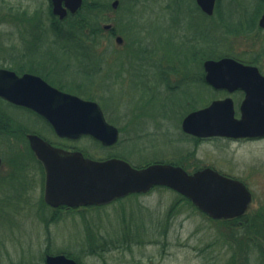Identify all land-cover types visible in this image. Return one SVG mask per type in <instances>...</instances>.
Listing matches in <instances>:
<instances>
[{"label":"rangeland","instance_id":"374dc122","mask_svg":"<svg viewBox=\"0 0 264 264\" xmlns=\"http://www.w3.org/2000/svg\"><path fill=\"white\" fill-rule=\"evenodd\" d=\"M85 1L90 5L95 0ZM114 1H99L106 7L99 15L102 30L97 41H85L86 48L54 32L47 17L50 0L0 2V68L19 67L21 60L31 63L60 56V64H70L60 72L82 81V93L98 99L108 122L121 131L120 142L114 147H104L91 137L59 141L36 116L0 101V116L14 123L4 124L0 118V130L7 127L13 133L10 138L0 134L4 161L0 264H45L46 254L60 253L80 264H227L235 251L225 246L215 222L189 203L180 202L170 215L181 196L167 188L131 195L108 206L52 210L44 202V175L28 141L18 134L14 137L20 130L17 125L95 160L119 157L135 167L178 164L190 174L211 168L248 187L253 199L244 216L264 207V140L233 142L219 138L198 142L185 135L182 123L191 111L226 95L210 87L181 85V74L172 77L170 84L177 82L173 90L166 69L169 60H174L181 70L199 71V63L191 69L189 62L184 65L181 60L195 52L186 43L188 34L201 35L208 54L217 59L224 55L245 62L258 59L264 70V32L244 29L261 9V2L220 0L215 17L200 21L189 19L196 0H119V7L113 9ZM8 7L14 11L10 13ZM172 10L181 18L176 27L170 19ZM25 12L32 20L24 19ZM240 22L244 26L239 27ZM110 24L124 39L123 45L110 40V33L104 30ZM142 26L144 48L139 43ZM231 29L232 34L228 32ZM107 55L113 58L105 65ZM142 55L147 60L159 55L161 61L144 65L139 62ZM98 66H103L99 73L95 70ZM251 251V256L241 254L239 262L247 258L248 264H259L257 251Z\"/></svg>","mask_w":264,"mask_h":264},{"label":"water","instance_id":"95a60500","mask_svg":"<svg viewBox=\"0 0 264 264\" xmlns=\"http://www.w3.org/2000/svg\"><path fill=\"white\" fill-rule=\"evenodd\" d=\"M197 1L205 12L213 14L217 0ZM52 3L54 14L64 19L68 12H78L83 0H52ZM260 26L264 29V15ZM205 70L208 83L215 89L246 93L239 109L240 117H236L232 98L214 101L189 114L183 120V132L203 139L264 138V76L259 69L222 58L206 61ZM0 98L44 117L61 139L91 137L106 147L119 142V129L107 122L98 103L59 91L40 77L19 76L0 69ZM28 139L31 149L45 165V201L52 207L102 206L129 195L149 193L155 187L179 193L214 220L240 218L252 204V193L242 181L211 168L192 174L180 166L162 163L135 168L119 158L101 161L87 158L80 151L55 147L37 135ZM1 163L0 158V168ZM47 264L77 263L58 255L48 256Z\"/></svg>","mask_w":264,"mask_h":264},{"label":"flooded vegetation","instance_id":"af4514ba","mask_svg":"<svg viewBox=\"0 0 264 264\" xmlns=\"http://www.w3.org/2000/svg\"><path fill=\"white\" fill-rule=\"evenodd\" d=\"M259 1L261 2V6L262 7L259 10V12L257 11L253 15V18H252L251 22L246 23V26H244L241 22L238 23L239 27L243 25L244 29L247 30L248 32H251V30L252 31L261 30L262 32H264V29H262L260 27V21H261L263 15H264V11H263L264 10V0H259ZM116 2L118 4H117L116 7H114V4ZM85 3H86V1L84 0V4ZM195 3H196L195 11H192L190 13L189 19L192 20L194 17H196V18H199L200 21H202L203 19H208V18H214L215 17V15H216V13H217V11L219 9L220 0L216 1L214 12L211 15L203 10V8L198 4L197 0H196ZM119 4H120V1L119 0H115L113 2V4H112V8L113 9H117L119 7ZM172 11L173 12H171L170 19L172 21V25H174V27H176L178 25L177 23L181 21V18L178 16V14H177V12L175 10H172ZM198 15H199V17H198ZM57 29L60 31V24L57 25ZM232 29L228 30V32L231 33V34H232ZM104 30H106V31H108L110 33V40H115L118 45H123L124 44V39L117 35L116 29L111 24L110 25H105L104 26ZM140 33H141V36H140V39H139V43H140V46L142 48H144L145 47V42H144L145 29L143 28V26L140 29ZM174 35H175V33H174ZM175 36H174V38H175ZM119 39H121V41H119ZM95 41H97V40H94L93 42H95ZM186 43H187V45H190L191 46V50L195 51V52L191 53V55H189L188 57H187V55H183L181 57V60L184 62V65L186 64V62H189V65H190L191 69L194 68V63H196V64L199 63V71H193V70H190V71L185 70L184 71V70H181L177 66V64H176V62L174 60H169L168 65L166 66V69H168V71H169V76H168L169 77V86H170L169 88H171L173 90H175L177 88V82H175V84H170V82L172 81V77H174L176 79V77L179 74H181L183 76V78L180 80V84L181 85L183 83H192V84H195V86L210 87L213 90H215V92H220V93L225 94L226 95L225 98L231 97V96H237V97H234L233 99L235 101L236 107L238 105L239 106L238 109H240V106L242 105V103H243V101H244V99L246 97V93L244 91L236 90L233 93H229L226 90H217V89H215L213 86H211L208 83V81H207V72L205 70V62L209 60L208 59V49H207V47H205V45L203 43L202 36L200 35V36H194V37L190 36V37H188V34H187L186 35ZM146 49H147V47H146ZM105 58H106V60H105L104 63H106L105 65H107V64L111 63L110 59H112L113 56L107 55ZM49 59L50 60H46V61L38 60V61L31 62V63H28L27 61L23 62V60H21V62L18 64L19 67H15L12 64L14 66L13 68L3 67V68H0V69H8V70L14 71L19 76L30 74V75H34V76L40 77L41 79L46 81L50 86H52L53 88H55V89H57L59 91H63L65 93H69V94H72V95H77V96H79V97H81L83 99H86V100H91V101L98 102V99H96L95 97L85 96L82 93V90H84V88H85V84L82 81L77 80V79H73V78L68 77V76H65L63 73L60 72L61 68H69L70 64H66V65L60 64L62 62L60 60V56H58V57L57 56H55V57L53 56V57H50ZM160 61L161 60H160L159 55H153V59H151V60H147L145 55H142L139 58V62L144 63V65L147 62H148V64L149 63L155 64L156 62H160ZM245 63H248L249 65L257 66L260 69L261 73L264 75L263 67L258 62V59H255V61H250V62H245ZM102 67L101 66L96 67V69H95L96 72L99 73L101 70H103ZM225 98L217 99V100H223ZM214 101H216V100H213L211 103H213ZM8 104L13 106V107H16L18 109H24V110L28 111L29 113H31L34 116H36L47 127L49 126L51 128V126L48 123V121L46 119H44L41 115L36 113L35 111H33L31 109H28L26 107L12 105L10 103H8ZM99 104L102 107V104L101 103H99ZM208 106H205V107H208ZM205 107L200 108V109H196L194 111H191L189 114H191V113H193L195 111L204 109ZM12 122L13 121L11 120V122H9V123L14 125V123H12ZM17 126L20 128V130H16V133H15L14 137H17V134L19 136H21V137L24 136L25 139L28 141V143H29L28 137L30 135H37V136H39V137H41V138L46 140L45 136H43V134L40 133V132H37V131H35L33 129L26 128V127H23V126H20V125H17ZM51 130L53 131L52 128H51ZM0 132H1L0 134L2 136H5L6 138L13 137V136H10V135L6 134V132H4V131H0ZM53 133H54V131H53ZM191 138H193L194 140L197 139L199 141L209 140V139H199V138L192 137V136H191ZM58 140L60 141V139H58ZM257 140H263V139H239V140H231V141L239 142V141H257ZM52 144L60 146V142H58V143L52 142ZM29 148L31 149L30 143H29ZM31 152H32L34 158L36 159L37 163L40 165V168H41V170L43 172V175H44V191H45L46 181H47V172H46V169H45V165H44V163L42 161H40L37 158L36 154L32 150H31ZM1 160H2V158H1ZM3 162L4 161L2 160L1 168H0V185H1L2 181H3L2 174H1L2 168H3ZM44 202L49 208H51L54 211H58V210H61V209L71 210V209H83V208H88V207H95V206H87V207H79V208H68V207H65V206L52 207V206H50V205H48L46 203L45 196H44ZM60 254H62V253H60ZM63 254H65V253H63ZM48 255H50V254H46V258H47ZM55 255H59V254H55ZM66 255H68V254H66ZM68 257L74 259L78 264H80L78 262V260L75 259L74 257H70V256H68ZM46 258H45V264H47L46 263Z\"/></svg>","mask_w":264,"mask_h":264},{"label":"trees","instance_id":"16d2710c","mask_svg":"<svg viewBox=\"0 0 264 264\" xmlns=\"http://www.w3.org/2000/svg\"><path fill=\"white\" fill-rule=\"evenodd\" d=\"M99 1L100 0H95L90 5L86 2L78 14L69 15L68 18L63 21L54 16L52 6L50 5L47 17H49V21L54 29V32L60 33V37H65L67 40L70 39L75 41L80 48H86V45H84L85 41L98 40L97 37H99L102 30L99 24V15L100 12H102V9H106L104 4ZM0 2L4 3V0H0ZM7 10L11 13L14 11V8L8 7ZM23 17L27 21L32 20V16L28 12H25ZM35 17L39 18L38 14L35 15ZM92 17H95L94 21L92 20ZM58 24H60V31L57 29ZM215 56L216 55L208 54V59L216 58ZM0 101L3 100L0 99ZM0 118H2V123L4 124L11 121L2 116H0ZM0 131H4L6 134L13 136V133L10 132L7 127L6 129L1 128ZM195 140L199 142V140ZM180 202L189 203L194 209H196L188 199L181 196V201L179 200V202L172 206L170 215L177 210ZM207 218L211 222H215L219 228V232L224 237L225 246L235 250L233 251L232 259H230L227 264H248L250 262L249 259L246 258V261L244 260L243 262H239V257L241 254L246 257L247 255L251 256L253 253L251 250L253 249L257 251L254 253L257 254V256L259 255L258 263L264 264V207H261L256 211H252L243 218H237L234 220L215 221L209 217ZM245 248H248V251L245 252Z\"/></svg>","mask_w":264,"mask_h":264}]
</instances>
